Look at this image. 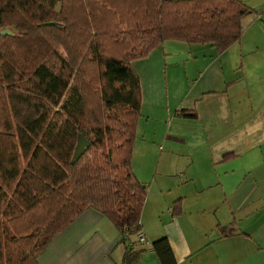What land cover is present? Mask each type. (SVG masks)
Returning <instances> with one entry per match:
<instances>
[{"label":"trees","instance_id":"obj_1","mask_svg":"<svg viewBox=\"0 0 264 264\" xmlns=\"http://www.w3.org/2000/svg\"><path fill=\"white\" fill-rule=\"evenodd\" d=\"M250 14L239 0H0V32L15 33L0 35V264H39L87 209L123 239L139 232L146 187L131 159L142 96L131 63L165 41L224 52ZM78 135L90 146L73 161ZM150 249L176 263L167 238ZM143 252L126 250L122 264Z\"/></svg>","mask_w":264,"mask_h":264},{"label":"crops","instance_id":"obj_2","mask_svg":"<svg viewBox=\"0 0 264 264\" xmlns=\"http://www.w3.org/2000/svg\"><path fill=\"white\" fill-rule=\"evenodd\" d=\"M239 1L251 14L224 52L165 41L131 63L142 96L131 164L139 155L144 168L131 167L146 187V242L87 209L39 264H122L126 250L145 251L133 264H159L150 247L161 238L175 264H264V0Z\"/></svg>","mask_w":264,"mask_h":264},{"label":"water","instance_id":"obj_3","mask_svg":"<svg viewBox=\"0 0 264 264\" xmlns=\"http://www.w3.org/2000/svg\"><path fill=\"white\" fill-rule=\"evenodd\" d=\"M0 35L13 37L15 36V33L10 28H6L0 32ZM89 146H90L89 141L86 138H84L82 135H78L73 161L77 160L81 155H83L87 151Z\"/></svg>","mask_w":264,"mask_h":264},{"label":"rangeland","instance_id":"obj_4","mask_svg":"<svg viewBox=\"0 0 264 264\" xmlns=\"http://www.w3.org/2000/svg\"><path fill=\"white\" fill-rule=\"evenodd\" d=\"M136 141H137V142L135 143V144H136V147H138L140 143L142 144L139 135H138ZM132 164L134 165V167H135V166H139L140 168H144V165H143L142 159L139 157V155H135ZM132 164H131V165H132ZM156 197H157V196H156ZM159 204H160V205H161V204L163 205V204H164V200H161V201L159 202ZM136 234H137V233H136ZM147 247H148V246H147Z\"/></svg>","mask_w":264,"mask_h":264},{"label":"built area","instance_id":"obj_5","mask_svg":"<svg viewBox=\"0 0 264 264\" xmlns=\"http://www.w3.org/2000/svg\"><path fill=\"white\" fill-rule=\"evenodd\" d=\"M136 233H137L138 243H139V244H143V243H145L146 240H145L144 235H143L142 233H140V232H136Z\"/></svg>","mask_w":264,"mask_h":264}]
</instances>
